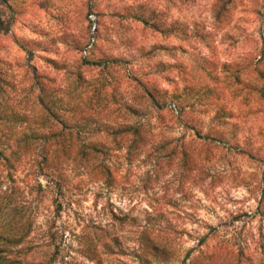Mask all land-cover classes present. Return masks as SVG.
Returning <instances> with one entry per match:
<instances>
[{
	"label": "rangeland",
	"instance_id": "1",
	"mask_svg": "<svg viewBox=\"0 0 264 264\" xmlns=\"http://www.w3.org/2000/svg\"><path fill=\"white\" fill-rule=\"evenodd\" d=\"M262 51L264 0H0V145L37 122L116 148L65 192L0 156V264H264ZM139 125L161 154L114 133Z\"/></svg>",
	"mask_w": 264,
	"mask_h": 264
},
{
	"label": "trees",
	"instance_id": "2",
	"mask_svg": "<svg viewBox=\"0 0 264 264\" xmlns=\"http://www.w3.org/2000/svg\"><path fill=\"white\" fill-rule=\"evenodd\" d=\"M263 61L264 51H262L261 59L258 62L262 63ZM260 76L264 80V71L260 73ZM263 90L264 86L262 90H260V93L264 98ZM34 104L42 105L41 98L38 97ZM48 116L53 118L55 115L49 113ZM70 120H72V118L65 121L67 123V121ZM114 133L121 135L123 139L127 138L131 133L135 135V140L138 144L133 145V151L130 153L131 156L140 155L145 151L149 152L148 156H152L154 152H160L161 154V150L167 145V143L163 144L158 141L156 143L158 146L153 147L152 149L155 150L151 152V148H148L147 142L148 140L155 141V138H151L149 132L146 131L142 125H139L132 130L127 126V128H121L118 131H114ZM7 137L10 139V142L5 145H0V156H2L4 160L13 167H17L23 161H26L31 157H41L39 173L47 176L50 180L49 182L53 183L54 188L58 189L60 192L72 189V183H70L67 178L69 167L67 161L73 156L76 158H82L81 166L89 170V174H91L93 179L97 181L104 179L107 181H114L115 179L114 171L102 156L106 155L108 151H113L116 148H107L102 142L97 144L79 145L78 140L81 137V132H75L72 127H67L64 131L58 133L44 132L39 128V124L34 122L32 127H23L22 125L12 127L7 133ZM203 139L210 141L224 140L221 132H219V135L217 134V136L210 135L203 137ZM187 151L188 150L185 152L186 156L190 155ZM40 187L43 186L40 184Z\"/></svg>",
	"mask_w": 264,
	"mask_h": 264
}]
</instances>
